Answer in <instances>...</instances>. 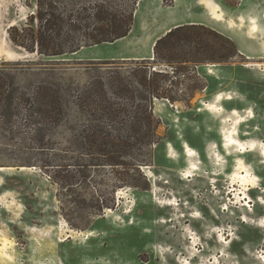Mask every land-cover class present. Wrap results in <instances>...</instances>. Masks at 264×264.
Returning <instances> with one entry per match:
<instances>
[{"label":"rangeland","instance_id":"rangeland-1","mask_svg":"<svg viewBox=\"0 0 264 264\" xmlns=\"http://www.w3.org/2000/svg\"><path fill=\"white\" fill-rule=\"evenodd\" d=\"M36 1L0 0V264H264V0H141L126 39L50 61L8 36ZM178 23L204 29L156 50ZM146 69L175 100L152 102L151 164L98 163L88 126L109 121L81 94L119 72L138 95Z\"/></svg>","mask_w":264,"mask_h":264},{"label":"trees","instance_id":"trees-1","mask_svg":"<svg viewBox=\"0 0 264 264\" xmlns=\"http://www.w3.org/2000/svg\"><path fill=\"white\" fill-rule=\"evenodd\" d=\"M140 1L37 0L36 10L27 17V24L10 27L8 36L17 48L29 54L48 61L60 59L86 48L113 44L126 38L133 29ZM196 27L198 26L175 28L156 43L155 49L182 33L197 29ZM202 47L200 45L196 50L201 51ZM169 59L170 57L166 60ZM149 70L134 71L138 84L146 89L138 95L125 83L119 72L112 73L108 79H91L87 90L81 94L83 110L93 116L94 120L109 121L88 126L87 140L93 154L99 156L96 160L98 163L122 165L135 172H139L140 167L151 164V148L158 142L154 133L158 122L152 114V102L155 98H166L170 102L175 100L168 94L159 92L157 83L156 88H153L156 74ZM62 90L56 86H40L33 98L36 103L46 102L51 112L56 114L52 120L63 115L58 108L64 102ZM130 106L136 107V116H132ZM107 126H112L115 131L107 130ZM142 144L149 147L140 149L147 156L131 158L129 162L125 160L126 155L131 156L136 146ZM47 166L50 165L47 163Z\"/></svg>","mask_w":264,"mask_h":264},{"label":"bare ground","instance_id":"bare-ground-1","mask_svg":"<svg viewBox=\"0 0 264 264\" xmlns=\"http://www.w3.org/2000/svg\"><path fill=\"white\" fill-rule=\"evenodd\" d=\"M227 98H228V97H227ZM227 100H231V98H228ZM221 109H222V108H221ZM234 113L237 114V112H234ZM230 143H232L233 145H240V146H241V143H239L238 140L235 139L234 137H228V139H226V144L230 145ZM187 151H189V153H188V156H189V157H194V155L197 154L196 151L193 150V149H191V148H188ZM239 152H240V151H239ZM240 153H241V154H244L245 151H241ZM189 172H190V171H189ZM253 187H255V186H253ZM245 195H247V194H245ZM248 197H249V196H248ZM249 198H250V197H249ZM246 200H247V198H246ZM250 204H251V202H250L248 205H246V206H249Z\"/></svg>","mask_w":264,"mask_h":264},{"label":"crops","instance_id":"crops-1","mask_svg":"<svg viewBox=\"0 0 264 264\" xmlns=\"http://www.w3.org/2000/svg\"><path fill=\"white\" fill-rule=\"evenodd\" d=\"M137 12V11H136ZM136 15V14H135ZM176 20H179V19H173V21L171 20V22H169V23H174V21H176ZM179 21H182L181 19L179 20ZM190 25H195L196 23H189ZM180 26H183V24H180V23H178V24H174L173 25V28H171L170 30H168L166 33H169L172 29H174V28H177V27H180ZM129 36V35H128ZM127 36V37H128ZM126 37V38H127ZM126 38H124V39H126ZM124 39H122V40H124ZM121 41V40H120ZM119 42V41H118ZM117 43V42H116ZM113 44H115V43H113ZM106 45V44H105ZM109 45V44H108ZM102 46V45H101ZM97 47H100V46H96V48ZM92 48H94V47H92ZM86 49H88V48H86ZM89 49H91V48H89ZM84 50V49H83ZM83 50H81V51H83ZM81 51H79V52H77V53H74V54H72V55H77L78 53H80Z\"/></svg>","mask_w":264,"mask_h":264}]
</instances>
